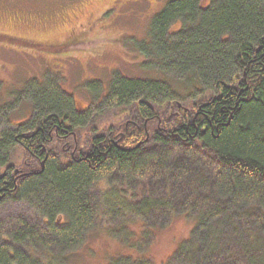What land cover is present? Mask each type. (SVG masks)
<instances>
[{"label":"trees","instance_id":"obj_1","mask_svg":"<svg viewBox=\"0 0 264 264\" xmlns=\"http://www.w3.org/2000/svg\"><path fill=\"white\" fill-rule=\"evenodd\" d=\"M203 1L166 3L135 49L143 64H177L209 82L208 96L188 107L199 105L194 121L179 115L182 97L169 82L114 75L94 112L48 103L0 141V202L33 208L29 219L0 225V264H67L100 224L136 252L108 264H154L155 231L175 217L192 230L167 264H264V0H207L201 8ZM0 42L40 46L1 34ZM109 109L128 117L100 126ZM16 169L31 174L16 179Z\"/></svg>","mask_w":264,"mask_h":264},{"label":"rangeland","instance_id":"obj_2","mask_svg":"<svg viewBox=\"0 0 264 264\" xmlns=\"http://www.w3.org/2000/svg\"><path fill=\"white\" fill-rule=\"evenodd\" d=\"M32 1L0 0V12L4 9L6 13L0 14V34L40 45L28 49L0 42V141L17 130L16 124L28 123L35 112L46 110L48 103L54 102V109L69 107L79 115L94 112L93 104L109 96L114 75L167 81L182 97L184 107L208 96L205 83L209 82L198 79L196 71L190 78L176 63L169 68L143 64L144 59L135 50L138 43L148 40L155 3L163 0L139 6L127 4L119 8L120 14H94L100 19L90 29L80 25L85 24L83 14L70 19L66 14H54L55 8L46 14H34L37 4ZM72 26L79 29L72 30ZM167 31L175 35L180 30L175 26ZM127 117L121 109H109L97 122L112 126ZM16 158L17 165L23 159L20 152ZM32 211L25 200L4 199L0 202V225L11 228L17 219L32 217ZM191 230V223L175 217L167 227L155 231L148 249L153 263L167 264ZM135 255V250L108 236L105 224H100L87 233L82 247L69 254L67 264H108L111 259Z\"/></svg>","mask_w":264,"mask_h":264},{"label":"flooded vegetation","instance_id":"obj_3","mask_svg":"<svg viewBox=\"0 0 264 264\" xmlns=\"http://www.w3.org/2000/svg\"><path fill=\"white\" fill-rule=\"evenodd\" d=\"M173 1V0H163L161 3H155V6L157 9H155V12L152 14H156L159 12L160 9H162L166 3ZM32 2L36 3L37 5L35 6V10L33 11L34 14H46L50 9L55 8L56 11L54 14H66L69 16L70 19H78L79 15L83 14L85 17V24H80L82 27H87L91 28V26L96 23L100 18L95 16L94 14H120L119 13V8L122 9V7L126 6L127 4H135V5H141L143 2L148 3L150 0H33ZM13 5L14 3L11 2ZM163 4V5H162ZM207 0H204L203 3L201 4V8L204 5L206 6ZM122 5V6H121ZM101 6L103 9H100L98 12L96 11V8ZM150 10L147 12L149 13ZM29 13V14H33ZM0 14H6L5 10L3 9ZM87 14V15H86ZM177 29L180 30V25L177 24L176 26ZM74 29H79V27H74L72 26V30ZM76 34V31L74 32L73 35ZM199 106V105H198ZM197 106V109L194 111L188 110L189 108L187 107V112L185 114H193V121L195 118L198 116L200 113L199 110L200 108ZM177 107V106H176ZM179 110V115L184 113V108L178 109ZM130 122H126L125 124V129L127 130V126ZM147 121L144 123V128L145 132L147 133V137H149V133L147 131ZM74 138L75 135L73 134ZM60 138V137H59ZM60 140V139H59ZM77 142V141H75ZM77 148V145L75 144V147L73 151L71 152V158L74 159V152ZM65 151H69V147L65 148ZM47 158V156L43 158V160ZM40 158L38 159L39 165L43 162Z\"/></svg>","mask_w":264,"mask_h":264},{"label":"water","instance_id":"obj_4","mask_svg":"<svg viewBox=\"0 0 264 264\" xmlns=\"http://www.w3.org/2000/svg\"><path fill=\"white\" fill-rule=\"evenodd\" d=\"M180 106H181V105L179 104L178 107H180ZM123 136H124V135H121V139H123ZM44 161H45V160H43V162L41 163V168H40L39 173L43 172V170H44ZM14 173L17 175V174L19 173V170L16 169V170L14 171ZM24 175H27V174H21V177L24 176Z\"/></svg>","mask_w":264,"mask_h":264}]
</instances>
